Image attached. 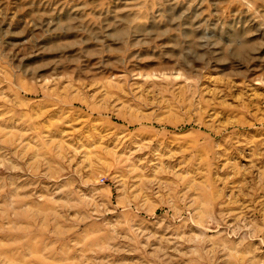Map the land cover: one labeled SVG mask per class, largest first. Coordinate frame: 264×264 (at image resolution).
Listing matches in <instances>:
<instances>
[{
  "label": "rangeland",
  "instance_id": "rangeland-1",
  "mask_svg": "<svg viewBox=\"0 0 264 264\" xmlns=\"http://www.w3.org/2000/svg\"><path fill=\"white\" fill-rule=\"evenodd\" d=\"M0 264H264V0H0Z\"/></svg>",
  "mask_w": 264,
  "mask_h": 264
}]
</instances>
